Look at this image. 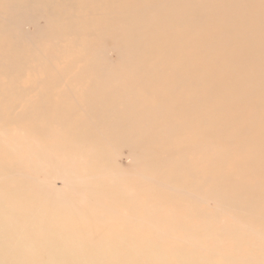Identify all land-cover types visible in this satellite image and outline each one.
I'll return each mask as SVG.
<instances>
[{"label": "bare ground", "instance_id": "obj_1", "mask_svg": "<svg viewBox=\"0 0 264 264\" xmlns=\"http://www.w3.org/2000/svg\"><path fill=\"white\" fill-rule=\"evenodd\" d=\"M231 216L264 225V0H0V264H206Z\"/></svg>", "mask_w": 264, "mask_h": 264}, {"label": "rangeland", "instance_id": "obj_2", "mask_svg": "<svg viewBox=\"0 0 264 264\" xmlns=\"http://www.w3.org/2000/svg\"><path fill=\"white\" fill-rule=\"evenodd\" d=\"M30 30L31 31L34 30L32 26L30 27ZM110 46H111V43L105 41L103 43L102 50H106V49L108 50V48H110ZM115 50H116V52H114V53L111 52V54L109 52V54L107 55V59L109 61H111L112 63H118V59L120 57L119 50L116 47L114 48V51ZM219 146H222V145H219ZM111 151L112 150L109 149L108 153L109 152L111 153ZM17 153H19L18 155L21 154L22 157L25 158L30 154V150L27 151L26 149H20ZM112 153H113V151H112ZM14 156H15V154H14ZM112 163H114L117 167H119L121 169H127L129 164H130V161L128 159V150L125 148H122L119 151V153L114 157V161H112ZM43 165L45 167H47L48 164L44 163ZM52 169L56 172L57 169L58 170L60 169V167L59 166H53ZM61 169L63 170V168H61ZM58 185L61 186L62 185L61 182H59ZM216 207L217 206H215L214 203L210 204L211 210L215 211ZM201 209H203V208L198 207L197 211L199 212ZM188 214L189 213L184 212L183 215L191 218L190 214L189 215ZM199 214L200 213H198V215ZM224 215L228 216V214H224ZM223 218L227 219L229 221V223L227 224L229 226L225 230L230 231L231 233L225 232V231H223V229L217 230L219 228L218 226L221 224L216 223L213 219L209 220V226L207 225V227H205V229L203 227V229H201V231L199 233L205 232V234L207 233L208 235H210L209 240H208V241H210L209 246L213 247L216 250H220V251H224V252H222L221 254L214 253L213 255H210V254L201 255L197 261L200 263H206V264H228L224 260L225 257H228V259L234 261V263H232V264H251V263L245 262L244 259H252L254 264H264V227H263L264 225H262L260 223H254L253 220L249 219L251 217H249V218L247 217L242 222L235 220L236 217H233V216L223 217ZM104 224L105 225H103V226H106L109 223L104 222ZM168 225L174 229L177 228L176 221H174V222L170 221L168 223ZM206 228H208V229H206ZM185 230L186 231H185V233H183V235H185V234L192 235L191 229L185 228ZM218 231H222L223 233H218ZM105 232L108 233L109 231H105ZM133 232H134V234L136 233V231H133ZM155 233H156L155 230H151L149 227H145L144 230L140 232V236L153 237V235ZM199 235H198V237L201 238L202 235L201 236H199ZM179 236H181V234ZM179 236L175 235L174 238H171V239L169 238L170 243H169V245L168 244L167 245L169 247L170 246L174 247L176 244H180L181 249H182L185 245L181 244V242L177 240V238H179ZM109 241H112V240H109ZM136 242L138 243V247H140V249L147 246L144 243L145 239L143 237H142V239H139V241H136ZM214 242H215V244H214ZM219 242H220V244L217 245ZM134 243H135V240H134ZM167 245H163V246L166 247ZM176 246H178V245H176ZM209 246H206V248H209ZM185 249L187 250V248H185ZM156 250L159 252L160 250H162V247L156 246ZM191 250H193V249H190V251ZM173 262L174 261H170L169 259H167L168 264H172ZM143 263H145V262L143 261Z\"/></svg>", "mask_w": 264, "mask_h": 264}]
</instances>
